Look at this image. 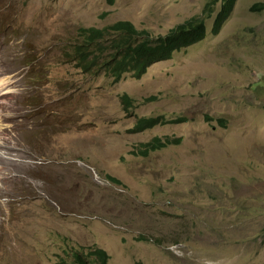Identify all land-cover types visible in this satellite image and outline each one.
Wrapping results in <instances>:
<instances>
[{"label": "rangeland", "instance_id": "374dc122", "mask_svg": "<svg viewBox=\"0 0 264 264\" xmlns=\"http://www.w3.org/2000/svg\"><path fill=\"white\" fill-rule=\"evenodd\" d=\"M209 1L0 0V93L50 133L12 139L1 161L0 264H70L72 248L109 264H264V10L238 0L215 34ZM193 17L207 37L140 78L115 79L96 43L85 68L76 48L82 28L131 21L156 39ZM157 115L187 121L134 127ZM157 135L183 141L142 154Z\"/></svg>", "mask_w": 264, "mask_h": 264}, {"label": "trees", "instance_id": "16d2710c", "mask_svg": "<svg viewBox=\"0 0 264 264\" xmlns=\"http://www.w3.org/2000/svg\"><path fill=\"white\" fill-rule=\"evenodd\" d=\"M220 0H211L207 3V9H210L213 4ZM236 0H222L221 8L217 13L216 18L213 20L212 30L218 33L221 29L222 23L226 18L229 17L230 13L233 11ZM264 4L256 3L253 5L252 9H262ZM198 18L193 17L184 23H180L175 26L166 35H158L154 43L149 41L148 44L139 45L137 51L135 48V37H139L142 34L136 32V27L131 21H121L106 28H97L96 26H90L88 28H83L84 32L83 40L77 42L76 48L80 54L84 56L83 63L85 68H88V63L86 62L87 56L91 55V51L86 50L89 48L91 43H96L100 47V51L109 49L111 47L113 55L111 60H114V75L121 77L125 70L131 67L136 68L139 71H144L146 66L151 62L160 61L162 59L171 58L173 52L177 49L180 50L184 47H188L194 42H199L205 36V28L203 20H197ZM106 34L121 36L119 41L108 44L109 46H104L103 43L98 44V40L103 38ZM147 35V34H146ZM115 49V50H114ZM136 52V53H133ZM108 63L107 59L104 64ZM146 120H142L140 125ZM76 260L79 264H107L108 254L105 250L95 249L92 252L91 257H86L84 254H74Z\"/></svg>", "mask_w": 264, "mask_h": 264}, {"label": "clouds", "instance_id": "9594fccd", "mask_svg": "<svg viewBox=\"0 0 264 264\" xmlns=\"http://www.w3.org/2000/svg\"><path fill=\"white\" fill-rule=\"evenodd\" d=\"M237 1L238 0H236V3H237ZM217 3H220V6H219V10H220L221 4H222V0H220V1L216 2L215 4H213L210 9H207V11L209 12L210 15H212L214 13L213 6H215ZM256 3H262V4H264V0H258L257 2H254L251 5V11H254L252 9V7ZM235 6H236V4H235ZM235 6H234V8H235ZM219 10L217 11V13L219 12ZM256 10H264V7L262 9H255V11ZM217 13H216V16H217ZM231 13H230V15H231ZM230 15H229V17H230ZM216 16H215V18H216ZM196 18H198V17H196ZM197 20H203V19H201V18L199 19L198 18ZM119 22H121V21H119ZM223 23H222V25H223ZM203 24H204V28H205V36L203 37V39H201V41L196 42V43L194 42V44H192L190 46H194V45H196L198 43H201L207 37L208 28H207L206 24L204 23V20H203ZM212 25H213V21H212ZM106 27H108V26H106ZM210 28L212 30L213 27L211 26ZM136 32L138 34H142V36L139 37L138 35H136L135 40H134L135 41L134 51H137V48H138L139 45L148 44L149 41H152L151 43H154L155 39L149 38L150 35L148 34V32H146V31H142L141 32L138 29H136ZM218 33H215V34H218ZM108 36H111V35H108ZM100 39H102V38H100ZM107 46H109V45H107ZM190 46H188V47H190ZM184 48H187V47H184ZM184 48H182V49H184ZM182 49H180V50L177 49L176 51H174L173 52V56L176 54V52L181 51ZM109 50H112L111 47L109 48ZM134 51H133V53H136ZM166 59H170V58H166ZM166 59H162V60H166ZM162 60H160V61H162ZM156 62H158V61H156ZM153 63L154 62L149 63L146 66V68H145L144 71H142V70L139 71L136 68L131 67L130 69L125 70V72L123 73V75L121 77L123 78L127 73L133 72L136 77L140 78V77H142L146 73L148 66L151 65V64H153ZM115 79H119V77L115 76ZM10 89L5 90V92H10L11 91ZM67 90L72 91L71 88H69ZM69 94L75 95L74 92H71ZM3 95H4L3 92L0 93V118L2 116H4V119H5L4 120V127L0 131V174H6L7 173V169L3 166V164H2L1 161L4 160V158L13 159L11 156H8L7 155L8 154L7 153V150H9V151H13L14 150V146L10 142L12 139L19 140L23 145H28L29 142H30V135L31 134H35L36 132H38L39 134H42V135H50V133H49L48 130H41V129H39L34 124V121L31 118L19 117L16 113H14L11 110H9L7 108V106H6V101H8V100L6 99V101H5V98H2ZM121 98H122V101H123V103L125 105V108L124 109H127L129 111L133 107V101H134L133 98L130 97L128 94L122 95ZM151 98L156 99L155 96H150L147 99H151ZM142 120H146V121L143 122L140 125V122ZM186 121H187V117L186 116H183V115H180L178 118L173 119V120L170 119L169 117L165 116V115L141 116V117H137V121L134 124V127L136 128L137 131H145L147 129L148 130H151L153 127H155L157 125H167V124H170V123H184ZM3 134H6V136H3ZM52 141H53V144L47 145L46 148L43 149V153L44 154H48L49 151H50L51 154H53L55 156V158H56L57 157V152L59 150L55 146V138H53ZM182 141H183V137H181V136H178V137H172V136L162 137L160 135H157L154 138H152V139H150L148 141H144V143L141 144V147H143L142 150H141V153L147 155V154H150L153 151H157V150L166 148V147H168L170 145H178V144H181ZM30 159L33 160V158H30ZM7 203H8L7 200H3L0 197V229H1V227L4 224H6V226H8V224H9V219L10 218H9V214H7V211H6L7 209L5 207ZM8 228H10V227H8ZM95 249L105 250L103 248H93L92 251L90 252V254H84L83 252L79 251V249H76V248H72L71 250H68L70 264H79V261L76 260V257L74 256V254H76V253H78V254H84L86 257H91L92 256V252ZM105 252L107 253L106 250H105ZM109 259H110V257H109V254H108L107 264H109ZM137 264H143V263L142 262H139Z\"/></svg>", "mask_w": 264, "mask_h": 264}, {"label": "bare ground", "instance_id": "6f19581e", "mask_svg": "<svg viewBox=\"0 0 264 264\" xmlns=\"http://www.w3.org/2000/svg\"><path fill=\"white\" fill-rule=\"evenodd\" d=\"M11 83H12L11 80H9L8 82L2 83V84L0 85V92H1L2 90H4V89H8V88H10ZM0 131H1V127H0Z\"/></svg>", "mask_w": 264, "mask_h": 264}]
</instances>
